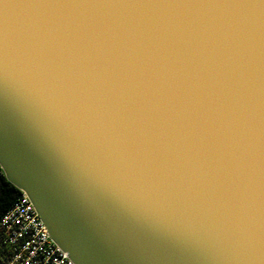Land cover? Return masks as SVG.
Returning a JSON list of instances; mask_svg holds the SVG:
<instances>
[{
    "label": "water",
    "instance_id": "water-1",
    "mask_svg": "<svg viewBox=\"0 0 264 264\" xmlns=\"http://www.w3.org/2000/svg\"><path fill=\"white\" fill-rule=\"evenodd\" d=\"M0 169L74 264H264V0H0Z\"/></svg>",
    "mask_w": 264,
    "mask_h": 264
},
{
    "label": "built area",
    "instance_id": "built-area-1",
    "mask_svg": "<svg viewBox=\"0 0 264 264\" xmlns=\"http://www.w3.org/2000/svg\"><path fill=\"white\" fill-rule=\"evenodd\" d=\"M6 254L0 264H74L49 236L29 196L17 197L0 220Z\"/></svg>",
    "mask_w": 264,
    "mask_h": 264
},
{
    "label": "trees",
    "instance_id": "trees-1",
    "mask_svg": "<svg viewBox=\"0 0 264 264\" xmlns=\"http://www.w3.org/2000/svg\"><path fill=\"white\" fill-rule=\"evenodd\" d=\"M17 197V189L13 187L5 178L0 169V220L4 213L10 208ZM6 249L2 243V232L0 230V257L6 254Z\"/></svg>",
    "mask_w": 264,
    "mask_h": 264
}]
</instances>
